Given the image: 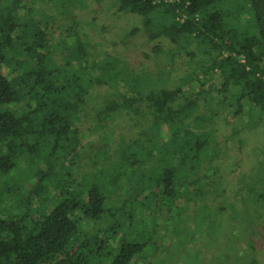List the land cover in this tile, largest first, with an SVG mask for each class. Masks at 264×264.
I'll use <instances>...</instances> for the list:
<instances>
[{
  "label": "trees",
  "instance_id": "16d2710c",
  "mask_svg": "<svg viewBox=\"0 0 264 264\" xmlns=\"http://www.w3.org/2000/svg\"><path fill=\"white\" fill-rule=\"evenodd\" d=\"M133 40L176 86L130 75ZM263 117L264 0H0V264H195L191 234L256 264L217 134Z\"/></svg>",
  "mask_w": 264,
  "mask_h": 264
},
{
  "label": "rangeland",
  "instance_id": "374dc122",
  "mask_svg": "<svg viewBox=\"0 0 264 264\" xmlns=\"http://www.w3.org/2000/svg\"><path fill=\"white\" fill-rule=\"evenodd\" d=\"M103 6L105 5L103 4L102 7ZM112 19L116 21V23L113 24L114 29H112V27L109 28L112 33L114 31H116V33L121 32L125 27L129 28L138 24V20L130 16L114 14ZM132 42L137 45H132L131 50L126 53L129 57V72L132 77L144 73L147 75L151 74L150 77L156 80V77L158 76L156 73H158L160 69V71L163 70L161 71L160 76L165 79L166 87L173 88L174 85L176 86L178 84L180 77L184 76L187 70L186 66L182 64V60L177 61L178 67L174 69L172 68V64L168 66L165 62L152 61L149 56H146L151 53V45L139 46L137 40H133ZM260 123L259 128L255 131L248 132L245 130V127L241 122L234 123L230 120V123L224 124L226 127L219 129L217 134V137L222 136L221 140L232 136L230 146L232 147L233 152L228 151L225 154V156L230 154V158L223 159V161L218 160L219 162H217L223 164L224 167L222 165L219 166L224 168V171L234 183L235 188L233 191H240L238 194L233 193V197L234 194L236 195L234 198L237 200L238 205L234 206L232 209H228L226 214H228V217L234 218V224L231 226L232 228H236L238 224L241 226L249 225L250 235H244L245 240L250 238V236H253L255 230L258 231V237L256 238L255 243H253V256L256 259V264H264V182L262 183L260 181L264 179V174L260 173L262 171L259 169V188H257L252 194H248L249 192L245 187V183L239 184L238 182L243 173L256 176L258 171L256 168H252L255 167L256 163H259V168L264 164V117ZM233 127H236V130H232ZM232 131H239V133L232 134ZM240 138L245 140V143L241 144V149L239 148L240 145L238 147V140ZM234 147L236 148L234 149ZM234 153L241 158L240 162L236 163L235 158L232 157L234 156ZM252 197H259V201L261 199V203H259V217L256 213V205L253 204ZM194 238L195 236L191 234L190 240H192V242L177 253L179 262L196 261L195 264H201V261H203L204 264H211L210 262L215 256L216 246L209 242L207 236L201 239L197 238L195 240L196 242L193 241ZM239 246L240 244L237 245V247ZM246 248V245H243L240 252L244 251ZM235 255L236 253H231L232 258H234ZM229 261V264L235 262L233 259ZM214 263L215 261L213 260L212 264Z\"/></svg>",
  "mask_w": 264,
  "mask_h": 264
}]
</instances>
